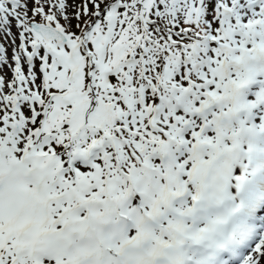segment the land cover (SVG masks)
Returning a JSON list of instances; mask_svg holds the SVG:
<instances>
[{
    "label": "snow or ice",
    "instance_id": "snow-or-ice-1",
    "mask_svg": "<svg viewBox=\"0 0 264 264\" xmlns=\"http://www.w3.org/2000/svg\"><path fill=\"white\" fill-rule=\"evenodd\" d=\"M0 264H264V0H0Z\"/></svg>",
    "mask_w": 264,
    "mask_h": 264
},
{
    "label": "rangeland",
    "instance_id": "rangeland-1",
    "mask_svg": "<svg viewBox=\"0 0 264 264\" xmlns=\"http://www.w3.org/2000/svg\"><path fill=\"white\" fill-rule=\"evenodd\" d=\"M6 71H8V72H9V75L11 74V73H10V70H7V69H6Z\"/></svg>",
    "mask_w": 264,
    "mask_h": 264
}]
</instances>
